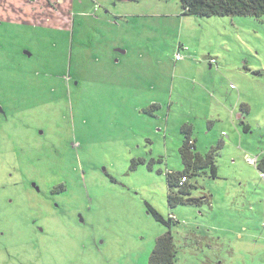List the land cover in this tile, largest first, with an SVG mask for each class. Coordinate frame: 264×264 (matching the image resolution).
I'll return each instance as SVG.
<instances>
[{
	"label": "rangeland",
	"instance_id": "rangeland-1",
	"mask_svg": "<svg viewBox=\"0 0 264 264\" xmlns=\"http://www.w3.org/2000/svg\"><path fill=\"white\" fill-rule=\"evenodd\" d=\"M221 106L248 111L254 133L242 124V144L224 130L205 149ZM188 120L216 175L201 169L181 193L167 173L185 169ZM263 152L264 15L0 0V264H150L167 231L174 264H264V170L247 161Z\"/></svg>",
	"mask_w": 264,
	"mask_h": 264
},
{
	"label": "trees",
	"instance_id": "trees-1",
	"mask_svg": "<svg viewBox=\"0 0 264 264\" xmlns=\"http://www.w3.org/2000/svg\"><path fill=\"white\" fill-rule=\"evenodd\" d=\"M181 3L185 14L199 16L264 15V0H181ZM181 48L185 49L186 47L180 44L178 51L181 52ZM181 130L185 135V140L180 147V155L185 169L181 172L169 171L167 175L169 176L168 183L170 188L178 186L181 193H187L190 191L191 176L205 168H211L213 175H216V166L213 155L210 153L203 154L196 150L195 142L191 136L193 131L191 125H184ZM256 156L259 157V162L256 167L264 170V159L260 162V155ZM183 177H186L187 180L183 181ZM181 195L183 196V194L171 192L169 195L170 203L175 206L181 201L184 202L185 198ZM205 199L206 197H191L188 201L200 203ZM174 219L176 218L171 215L170 220ZM176 258L177 246L171 231H167L157 238L154 250L151 254L150 264H174Z\"/></svg>",
	"mask_w": 264,
	"mask_h": 264
},
{
	"label": "crops",
	"instance_id": "crops-1",
	"mask_svg": "<svg viewBox=\"0 0 264 264\" xmlns=\"http://www.w3.org/2000/svg\"><path fill=\"white\" fill-rule=\"evenodd\" d=\"M212 58V57H211ZM209 67L212 69L214 67V64H211L209 59ZM240 72L245 77L249 76V72L244 71L243 69H240ZM255 73V72H254ZM223 79L218 80L215 76H204L202 79L204 81L205 86H209V84H217L219 87H224L223 82L225 81V76L222 75ZM213 97L216 96V94H211ZM233 99V95H231V100ZM217 102L220 103V101L217 99ZM244 108V106H243ZM247 108V107H245ZM249 108V107H248ZM244 110V109H242ZM246 113V112H245ZM244 111L236 112L235 111H229L225 107L221 106V108L217 109V113L209 119V129L204 133L206 135L205 143L203 144V148L207 149L209 146L213 147L216 143L218 144H226L225 138L221 135L224 130H228L229 133L227 134L228 140L231 142V145L238 142L242 144V141L245 139L244 133L241 131V125L244 124V126L247 127L246 132L254 133V126L252 125V122L248 119L247 114L244 117L243 114H245ZM191 125L193 131L195 127V123H193L191 120L185 121V123L182 125ZM193 134V133H192ZM192 136V135H191ZM195 142L196 150L200 146L199 138L193 139ZM264 153V152H263ZM262 157V154H260ZM264 159V158H263ZM260 158V162L263 160Z\"/></svg>",
	"mask_w": 264,
	"mask_h": 264
},
{
	"label": "built area",
	"instance_id": "built-area-1",
	"mask_svg": "<svg viewBox=\"0 0 264 264\" xmlns=\"http://www.w3.org/2000/svg\"><path fill=\"white\" fill-rule=\"evenodd\" d=\"M185 49H188V48L186 47ZM181 57H182V56H181V52L178 51V52L176 53V59H179V58H181ZM210 62H211V64H217V60H216V58H214V57L210 58ZM232 86H234V84H232ZM247 161H248L250 164H252V165H254V166H257V164H258V162H259V157H258V156H254V157L248 156V157H247ZM186 180H187L186 177H183V181H186Z\"/></svg>",
	"mask_w": 264,
	"mask_h": 264
}]
</instances>
